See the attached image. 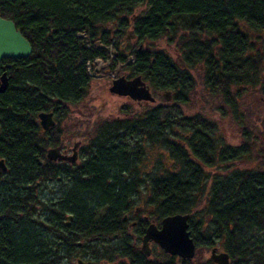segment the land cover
Listing matches in <instances>:
<instances>
[{
    "label": "trees",
    "instance_id": "1",
    "mask_svg": "<svg viewBox=\"0 0 264 264\" xmlns=\"http://www.w3.org/2000/svg\"><path fill=\"white\" fill-rule=\"evenodd\" d=\"M139 6L143 11L135 13ZM0 15L32 48L25 58L1 60L10 77L0 93V157L7 166L0 171V264H75L78 253L91 264H148L123 230L141 186L149 196L135 228L138 241L149 222L190 214L197 248L219 243L230 264H264V119L242 129L243 141L233 144L213 136L216 127L209 123L212 116L222 119L226 107L241 120L237 109L246 92L258 90L259 101L264 98V0H0ZM124 34H133L136 44L124 45ZM142 42L146 46L138 50ZM111 44V68L134 54L125 69L155 90H172L174 105L96 123L86 159L73 167L55 165L45 150L56 144L67 105L88 95V64L105 58ZM190 98L198 112L184 114L177 107ZM48 110H55L58 123L42 134L36 116ZM181 130L192 132L184 148ZM144 143L168 152L167 168L153 162L154 173L141 174ZM243 156L252 163L248 168L240 165ZM46 182L58 185L55 197L36 194ZM67 213L73 214L70 226L64 224ZM88 228L96 231L88 236ZM121 230L117 243L111 238Z\"/></svg>",
    "mask_w": 264,
    "mask_h": 264
},
{
    "label": "rangeland",
    "instance_id": "2",
    "mask_svg": "<svg viewBox=\"0 0 264 264\" xmlns=\"http://www.w3.org/2000/svg\"><path fill=\"white\" fill-rule=\"evenodd\" d=\"M143 11V6H139L136 8L135 13H139ZM131 28H126V33H128V31H130ZM125 33V34H126ZM130 33V32H129ZM128 33V34H129ZM132 33V30H131ZM125 34L123 35L122 38V43L125 45L126 44V39H125ZM128 36V35H127ZM133 38V37H132ZM132 43H134L132 41V39H129ZM158 46V45H157ZM160 47V46H159ZM106 58H103V61L100 60L96 63L95 66L92 67V69L90 70V73L92 75V77L95 78L94 82L90 83L89 86V91H88V98L86 101H82L81 104L76 103L73 104L71 106L68 105L67 108L69 116L67 115V118L65 120V123L67 124V128L63 129L62 131H60L59 137L61 134L67 135L71 132V130L73 129V126L75 124H80L81 127H76L77 131L73 136L72 140L70 142H68V144L72 145L74 141H78V140H82L84 139L85 141H89L87 139L90 138L91 134L93 133V131L96 130L95 124L98 121V118L100 117L99 120L102 119H111L114 116H118V117H125V115L123 114L122 111V106H124L125 103H128L129 105L131 104V102L128 99H121V98H117L114 95H110L107 92V87L109 86L111 80L115 77V76H120V74L123 71H126L124 64L121 63H117L114 68H111L110 65H112V59L108 58V50L113 49V46H106ZM170 54L172 55V57L174 58V60L176 62H178V59H180L178 56L175 55V53L170 52ZM133 57V56H132ZM134 58V57H133ZM105 60V61H104ZM131 60V58H129V61ZM114 61V60H113ZM195 77L196 76V71L194 72ZM93 80V79H92ZM156 91H159L156 89ZM168 92L167 91H162L159 94L158 97V103H164L165 102V98L164 95L165 93ZM90 93V94H89ZM169 97L170 99L168 101H170V103L174 102L173 100L171 101V96L170 93ZM244 95V94H242ZM258 95V94H257ZM259 96V95H258ZM85 98V99H86ZM245 98H247V96H245ZM243 97H241V100L239 102L240 105V110H242L244 112L243 114V123L248 122V124H252V123H258L257 121H259L260 118L264 119V113H261L262 115L259 116V113L255 112H251L250 109L247 107L248 102L246 101V99ZM196 99H198V97H196ZM167 103V104H170ZM195 103V101H194ZM191 102V100L185 104H183L181 107H177V106H173V107H177V109L181 110L184 112V114H194L196 112H198V108L194 107L193 105H196ZM80 105V106H78ZM132 105V104H131ZM189 105V106H188ZM250 106V103H249ZM264 106V105H263ZM88 107H91V109H87ZM125 108V107H124ZM133 108H128L127 112L132 111ZM142 111V110H140ZM139 110L136 111L135 113H139ZM203 111V110H202ZM118 112V113H117ZM208 112V111H203ZM237 113L241 114V112L239 111V109H237ZM88 114V117L86 116ZM88 120H87V118ZM218 117L216 116H212L211 119L214 120V122H221L220 124V131L228 137V142L230 144H233V142L235 140H239V134L240 132L237 131L239 130L237 127L235 128V130H229L228 127V123L230 122H226L230 120V115L226 114L224 115V117L221 119V121L217 120ZM74 122V125L72 126L71 124ZM216 122V123H217ZM260 122V121H259ZM61 125V129H62V123L60 122ZM75 128V129H76ZM249 128V126H248ZM228 129V130H227ZM70 131V132H69ZM237 131V132H236ZM229 135V136H228ZM145 156H146V160L142 163L141 165V174L145 173L146 171L148 173H154L153 169L154 164L157 167H160L161 169L167 168V164L164 162V156H165V151L164 148L160 147L159 145L154 146V145H147L145 144ZM251 162H246V158L245 156H243V161H240V165L241 167H245L248 168V165H251ZM150 166V169H148V167ZM150 174H148L149 176ZM147 177V176H146ZM57 188L58 185L54 182H46L45 185L42 188V192L40 191L39 193H36L37 195L43 196L47 198V196H56V192H57ZM148 189L142 188V191L138 192L137 195L134 197L135 199V206L138 207L140 214L144 215L145 213L142 212V210L145 211V201L149 196V191H147ZM58 193V192H57ZM42 194V195H41ZM150 206V205H148ZM150 210L154 211V206H150L149 207ZM121 238V237H120ZM119 238V240H120ZM116 241L117 243L120 241ZM216 246H220L219 243L215 244ZM213 245V246H215ZM213 246H209V247H198L197 248V253L195 255V257L191 260V259H187V260H182L181 258L175 256L174 259L170 258L169 256H167V254H165L161 249H157L156 247H154V256L156 257V263L153 262V264H213V262L210 260V251L211 248ZM78 257H81L83 259H87V256H81V254L78 253ZM199 255H201V257H199L198 261H194V259H196ZM76 258V257H75ZM117 260H104L103 262L99 263V264H116ZM187 262V263H186ZM74 263L76 264V261H74ZM95 264V263H92Z\"/></svg>",
    "mask_w": 264,
    "mask_h": 264
},
{
    "label": "water",
    "instance_id": "3",
    "mask_svg": "<svg viewBox=\"0 0 264 264\" xmlns=\"http://www.w3.org/2000/svg\"><path fill=\"white\" fill-rule=\"evenodd\" d=\"M32 52V48L27 39L16 28L15 23L3 18L0 15V62L3 58L15 59L19 57H27ZM9 77L6 72L0 74V93H3L8 87ZM138 85H141L139 87ZM143 82H140L139 77L132 80H127L124 76L117 78L112 82L109 91L117 95H128L133 99H146L153 101L148 89L142 87ZM40 125L43 129H48L54 125V120L51 112H40L38 114ZM46 157L49 160H69L74 159L67 157L60 152L59 147L49 148L46 152ZM6 165L3 158H0V171H6ZM189 214H174L168 215L161 220L160 227L154 222H151L144 233L142 239V251L146 255L150 254V242H155L167 254L179 256L182 259L192 258L195 254V243L188 230ZM66 225H69L72 216L66 217ZM210 257L216 264H230L228 253L221 251L217 252V248H212ZM78 264H90L81 259H77Z\"/></svg>",
    "mask_w": 264,
    "mask_h": 264
},
{
    "label": "flooded vegetation",
    "instance_id": "4",
    "mask_svg": "<svg viewBox=\"0 0 264 264\" xmlns=\"http://www.w3.org/2000/svg\"><path fill=\"white\" fill-rule=\"evenodd\" d=\"M133 37V36H132ZM132 39V41L134 42L133 44H136V42H137V40L135 39V37H133V38H131ZM127 41V43H128V41L129 40H126ZM131 42V41H130ZM126 43V44H127ZM146 46V44L144 43V42H142L141 44H139V46H138V50H140L142 47H145ZM170 52H173V53H175V55L176 56H178L180 59H178V62H182L181 61V56H180V54L178 53V52H176V51H174V49H168V54L172 57V55L170 54ZM172 59L174 60V58L172 57ZM180 67L181 68H183V69H185V65L182 63V65H180ZM5 67H2V65H1V62H0V74L2 73V72H7L5 69H4ZM192 76H194L195 77V74H194V71H188ZM188 72L186 71L185 72V74L187 75V77L189 78V75H188ZM8 74V73H7ZM9 75V74H8ZM122 76H124V78H126L127 80H132V79H135L136 77H139V79H140V82L142 83L143 82V85H142V87H144V88H146V89H148L149 90V92H150V94H151V96H153L154 97V100L153 101H151V100H146V99H133V98H131L130 96H128V95H118L117 96V98H121V99H128L130 102H131V104L129 105L128 103H125L124 104V106H122V108H124V107H130V108H133V110L132 111H130V112H123V114L124 115H126L125 117H132V115H134V113L136 112V111H140V110H143V111H146L147 109H150V108H153V107H156V106H162L163 108H167L168 106H171V105H174V103H170V101H168L169 99H170V97H169V94L168 93H170V96H171V101L173 100V92H172V90H169L168 89V92H166L165 93V95H164V98L166 99L165 100V102L164 103H158L157 101H158V97H159V93L160 92H162V91H167V89L166 90H159V91H156L153 87H151V85L149 84V82H147V80H145L141 75H136V74H134L133 72H131L130 70H127V71H123L121 74H120V76H118V78L119 77H122ZM10 77V76H9ZM196 78V77H195ZM95 80V78H93V80H92V83H93V81ZM9 82V81H8ZM94 82H96V81H94ZM196 82H197V80H196ZM111 82H110V84H109V86L107 87V91L108 92H110L109 91V88L111 87ZM139 87H141V85H138ZM90 94V93H89ZM112 94H114V93H112ZM259 92H258V90H255V91H251V92H246V93H244V98H245V96H247V98H245L246 99V101L248 102V104H247V107L250 109V111L251 112H257V113H259V104L260 105H264V98L261 96L260 97V101H259ZM116 95V94H115ZM88 96V95H87ZM86 96V97H87ZM85 97V98H86ZM89 97V96H88ZM87 97V98H88ZM82 99V100H80V101H78L77 103H79V104H81V102L82 101H86L87 100V98L86 99ZM190 100H191V102L192 103H194V101L195 100H193V99H191L190 98ZM167 103H170V104H167ZM249 103H250V106H249ZM73 104H76V103H72L71 104V106L73 105ZM78 106H80V105H78ZM194 107H196L195 105H193ZM181 107V106H180ZM87 109H91V107H88ZM239 109V111L241 112V114H238L239 116L241 115L242 116V119H243V114H244V112L242 111V110H240V107L238 108ZM69 110V109H68ZM226 112H224V115H226V114H229L230 115V120L229 121H226V122H230V123H228L227 125H228V127H229V130H235V128L237 127L239 130H237V131H239L240 132V134L242 133V129H246V128H248V126L250 125V124H248V122H247V124H246V122L245 123H243V121H244V119L242 120H239V118H238V120H236L235 118H234V116H233V114L231 113V109L229 108V107H226ZM46 112H51L52 113V117H53V120L55 121V124L52 126V127H54L57 123H58V120H57V117H56V114H55V110H48V111H46ZM118 113V112H117ZM38 114V113H37ZM139 114V113H138ZM68 116H69V113H68ZM87 117H88V114L86 115ZM86 117V118H87ZM66 118H67V116L65 117V118H63V120L62 121H60L61 123H62V129H61V131L63 130V129H66L67 128V124L65 123V120H66ZM122 118H124V117H116V119L117 120H120V119H122ZM100 119V117L98 118V121L96 122V123H100V122H102L104 119H102V120H99ZM112 119V118H111ZM87 120H88V118H87ZM217 120L218 121H221V119L220 118H217ZM214 120H209V123L211 122V123H213L214 124V126L216 127V131L214 130L213 131V136H218V137H223V141L225 142V144H230L229 142H228V137L223 133V131L221 132L220 131V123L221 122H213ZM36 122H37V124H38V126L40 127V131H41V133L42 134H45L48 130H50L51 128H49V129H47V130H43L42 129V127L40 126V122H39V117H38V115L36 116ZM258 122V125H259V121H257ZM72 126L74 125V122L71 124ZM96 125V124H95ZM252 125H253V123H252ZM76 127H81V125L80 124H75L74 126H73V129L71 130V132L69 133V134H67V135H64V134H61L60 135V137H59V140H58V143H56L55 145H53L52 146V148H54V147H59L60 148V152H61V154H63V155H67V157H72L73 155L75 156L74 157V159L73 160H69L68 158L66 159V160H56V161H51L52 163H54L55 165H61L62 167H64V166H68V167H73L74 165H76V164H78V163H80L83 159L85 160L86 159V156H84V153L87 151V149H86V151H85V148H87L88 147V145H89V142H90V139L92 138V136H93V134H94V131H93V133L91 134V136H90V138L89 139H87V140H89V141H85L84 139H82V140H78V141H74L73 142V144L72 145H70V144H68V142H70L71 140H72V138H73V136L72 135H74L75 133H76V131H77V128ZM76 128V129H75ZM228 130V129H227ZM236 131V132H237ZM190 133H192V132H190V130H188L187 132H185V131H183V130H181L180 132H179V134H178V136H179V139H178V143H180V145H181V147H183L184 148V139L185 138H187L189 135H190ZM240 134H239V136H240ZM229 136V135H228ZM253 136H255V137H258L259 136V130H255L254 131V135ZM239 140L240 141H243V137H240L239 138ZM261 142H262V144H264V140H263V137H262V140H261ZM161 147V146H160ZM86 154V153H85ZM167 154H168V152H166L165 153V156H167ZM148 169H150V166L148 167ZM260 169H263L264 170V166H262ZM134 207L135 208H133L130 212H128L127 214H125L124 215V217H123V221L127 224V228H123V230L127 233V235H129V236H131L132 237V239L134 238V241L132 242V248H133V250L134 251H136L137 253H140V254H142L143 256H145L146 258H148L149 259V262H148V264H153V261L155 260L156 261V257L154 256V247H156L157 249H161L160 247H159V245L157 244V243H155V242H150L149 243V247H150V254L149 255H146V253H144L143 251H142V239H143V236H144V233H145V230H146V228H147V226L152 222H149L146 226H145V228H144V232H143V234L141 235V237H140V240L138 241L137 240V238L135 237V233H136V230H135V228H136V225L137 224H139V222H141V221H139V220H143L142 218L143 217H145V216H143V215H141L140 214V211H139V209H138V207H136L135 205H134ZM71 224V223H70ZM158 227H159V225L160 224H156ZM123 230H121V231H117V233H115L114 235H113V237L111 238L112 240H114L115 242L116 241H118L119 240V238L122 236V231ZM162 250V249H161ZM163 251V250H162ZM218 251H220V250H218ZM164 252V251H163ZM165 254H167V253H165ZM169 255V254H168ZM199 257H201V255H199L196 259H194V261H198V259H199ZM152 259H154L153 261H152ZM87 262H90V264H91V261H87ZM213 264H215V263H213Z\"/></svg>",
    "mask_w": 264,
    "mask_h": 264
},
{
    "label": "bare ground",
    "instance_id": "5",
    "mask_svg": "<svg viewBox=\"0 0 264 264\" xmlns=\"http://www.w3.org/2000/svg\"><path fill=\"white\" fill-rule=\"evenodd\" d=\"M84 35V34H83ZM88 65H90V64H88ZM90 69V68H89ZM88 69V70H89ZM90 71V70H89ZM108 92V91H107ZM108 94H110V95H114V96H118V95H115V94H112L111 92H108ZM62 109V111H63V108H61ZM63 113H61L60 115H62ZM116 117L117 116H114V117H112V119H104L101 123H103V122H112V121H114V120H116ZM59 133H58V136H57V138H56V143H58V140H59V134H60V130L58 131ZM132 135H134V132H132L131 133V136ZM47 140H49V141H51V142H54V138H52V137H50V138H47ZM31 144V143H30ZM27 141H26V145H30ZM32 145V144H31ZM135 165H137L136 164V162L133 164V166L131 167V169L133 170V168L135 167ZM134 173H135V170L133 171ZM127 173H129V170H127L126 171V173L124 172L123 174L125 175V177L128 179V176L126 175ZM124 175H123V177H124ZM144 186H141V189L140 190H142V188H143ZM127 199H131V194H129L127 197H126ZM126 205V204H125ZM106 210V209H105ZM105 212L106 211H103V214L101 215V216H104V214H105ZM176 214H181V213H176ZM68 215H70V216H72L73 214H71V213H67L66 214V216H65V219H64V224L66 225V221H67V219H66V217L68 216ZM172 215H174V214H172ZM91 220V219H90ZM116 220V219H115ZM115 220H113V221H111V222H114ZM72 221H73V216H72V219H71V223H72ZM71 224H69V225H66V226H70ZM107 226V228L106 229H109V230H113L112 228H113V226L112 225H110V224H106ZM103 228H104V226H103ZM91 231H96V229L95 228H93V230L92 229H87V232H86V234L89 236V235H91Z\"/></svg>",
    "mask_w": 264,
    "mask_h": 264
}]
</instances>
